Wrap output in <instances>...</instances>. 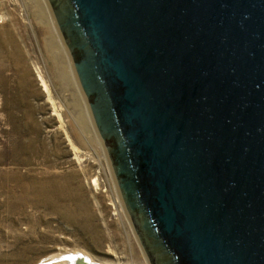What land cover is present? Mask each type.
I'll list each match as a JSON object with an SVG mask.
<instances>
[{
  "label": "water",
  "instance_id": "obj_1",
  "mask_svg": "<svg viewBox=\"0 0 264 264\" xmlns=\"http://www.w3.org/2000/svg\"><path fill=\"white\" fill-rule=\"evenodd\" d=\"M149 264H264V0H47Z\"/></svg>",
  "mask_w": 264,
  "mask_h": 264
},
{
  "label": "rangeland",
  "instance_id": "obj_2",
  "mask_svg": "<svg viewBox=\"0 0 264 264\" xmlns=\"http://www.w3.org/2000/svg\"><path fill=\"white\" fill-rule=\"evenodd\" d=\"M33 2L0 0V18L21 22L15 44L0 35V264H66L75 254L149 264L87 102L86 110L74 100V92L85 97L70 54L63 41L70 65L55 56ZM39 70L62 104L63 126Z\"/></svg>",
  "mask_w": 264,
  "mask_h": 264
},
{
  "label": "bare ground",
  "instance_id": "obj_3",
  "mask_svg": "<svg viewBox=\"0 0 264 264\" xmlns=\"http://www.w3.org/2000/svg\"><path fill=\"white\" fill-rule=\"evenodd\" d=\"M34 2H36L38 10H39V16L45 21L46 19L48 20L47 24H44V29L43 31H47L50 33V37H51V45H52V49L54 50V54L55 56H60L62 59H64L66 62V64L70 65L69 62V56L68 53L65 49V46L63 44V40H62V36L57 28V25L55 23V20L52 17L49 5L47 4L46 0H33ZM17 2V1H16ZM21 2V1H20ZM33 2V3H34ZM36 8V7H35ZM16 12V11H15ZM13 15V12L10 13V15ZM17 15V13H16ZM46 20V21H47ZM19 24L21 25L20 22V18H13L8 22V19L6 18L5 14H3L0 18V35L2 36V41L5 43L8 39L12 40L13 43L15 44V38H17L16 36L18 35V28H19ZM21 32V31H20ZM23 34V32H22ZM24 37V36H23ZM13 45V44H12ZM19 45V44H17ZM19 47V46H18ZM15 48V47H14ZM67 48V47H66ZM19 49V48H18ZM21 49V47H20ZM56 51V52H55ZM19 53V51H18ZM38 76L40 77L43 86L45 87V90L48 93V100L49 102L52 104L54 113L59 117V120L62 122V126H63V108H62V104H60L55 98L54 95L52 93V90L50 89L47 80L45 78V75L39 70L38 71ZM69 83L66 84V86H68ZM69 88V86L67 87ZM71 88V86H70ZM69 88V89H70ZM72 92V90H71ZM81 92V91H80ZM80 93H75L74 92V100L76 102H80L82 106H84V108L87 110V106H86V101L83 98V96L79 95ZM74 101L73 105H75V107L77 108V103ZM97 130V129H96ZM95 133L97 134L98 131H95ZM97 137V136H96ZM74 149L78 152V149L76 148V146L73 144ZM102 147L104 148V146L102 145ZM80 159V158H79ZM95 185L99 186L98 180L95 179ZM37 185V184H36ZM39 187V186H38ZM45 187V186H44ZM44 192V191H43ZM42 193V190H41ZM39 194V192H38ZM24 195V194H23ZM74 253V252H73ZM61 255L60 257H64L68 256V255ZM58 255V257H59ZM53 257V256H52ZM51 257V258H52ZM55 259V258H54ZM58 262V261H57ZM62 263V262H61ZM66 264H98L96 261H93L92 259H90L89 257H85L83 254L82 255H70L68 256L67 260H66Z\"/></svg>",
  "mask_w": 264,
  "mask_h": 264
}]
</instances>
